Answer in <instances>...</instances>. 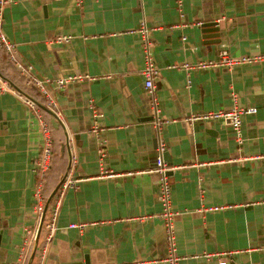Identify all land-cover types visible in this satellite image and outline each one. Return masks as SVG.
I'll return each mask as SVG.
<instances>
[{
	"label": "crops",
	"instance_id": "crops-1",
	"mask_svg": "<svg viewBox=\"0 0 264 264\" xmlns=\"http://www.w3.org/2000/svg\"><path fill=\"white\" fill-rule=\"evenodd\" d=\"M214 22L218 32L204 27ZM141 26L169 120L159 134L141 75L143 38L131 32ZM0 34L29 75L51 80L59 110L58 119L38 100L36 110L26 104L12 81L21 73L0 43V264H168L159 176L151 172L159 142L171 168L179 264H264V62L188 74L171 67L222 52L263 54L264 0H12ZM75 75L56 88V79ZM236 106L256 109L242 116L241 144L223 120L187 119ZM41 122L52 143L39 178ZM68 173L79 181L60 196ZM37 189L46 214L60 196L47 243ZM212 206L223 209L204 210ZM36 230L38 247H26L27 232Z\"/></svg>",
	"mask_w": 264,
	"mask_h": 264
},
{
	"label": "built area",
	"instance_id": "built-area-1",
	"mask_svg": "<svg viewBox=\"0 0 264 264\" xmlns=\"http://www.w3.org/2000/svg\"><path fill=\"white\" fill-rule=\"evenodd\" d=\"M11 1L12 0H0V24L3 14V9ZM76 1L79 2L80 0H76ZM131 32H138L139 34H141L143 38L142 48H143L145 63H144V68L141 71V75L144 78V89L149 99V108L152 116V126L159 134V131L162 129L164 125H166L169 122V120H166L161 116V108L155 93V86L153 80L157 74V68L150 54V42L147 41L145 38L146 29L144 26H141L137 30H132ZM70 38L71 36H56L54 40L56 42H68ZM0 43L7 58L16 67V69L26 78V84L33 86L40 93V95L46 101L45 107L56 118L59 119V110L57 107V103L47 88L51 80L48 78L45 79L35 78L29 75L27 73L26 67L19 61L16 55L15 46L10 41H8L2 34H0ZM263 62H264V53L251 55V56L230 57L226 52H222L220 53L219 58H217L216 60L199 61L193 64L179 63V64H174L171 67L185 70L188 74V71L190 70H200L209 67H222V68L230 69L234 66L255 65ZM80 77L81 76L75 75V76H68L67 78H58L54 81V84L56 88L63 89L66 87L67 84L77 79H80ZM21 97L24 98L26 104H28L31 108L36 110L37 105L33 99L25 95H21ZM234 99H236L235 96ZM255 111L256 109L253 107L239 108L236 106L230 110L210 111L201 114V116H194L187 119L190 121H210V120H218V119L223 120L232 127V129L235 131L237 135L238 143L241 144L242 116L245 114H252ZM41 131L43 136L42 147L40 149V153L35 164L36 167L35 172L38 173L39 178L43 176L44 172L48 168L50 155H51V143H52L49 128L44 122H41ZM93 131L97 133L98 130L95 127ZM157 149H158V153L155 158V166L151 172L157 173V175L159 176V200L162 204V211L160 212L159 216L164 221L165 234H166L165 238L168 245V257L166 258V262H168V264H179L181 257L177 255L176 252V247L174 243V239H175L174 226H173V220L176 215V212L172 208V200H171L172 185L168 175V172L170 171L171 168H168L163 158V154L165 151V144L163 142H159ZM104 176L112 177L114 176V174L112 172L108 173L105 171ZM78 181L79 180L73 174L68 173V175L63 179V181L59 186V188H61L60 196L65 188L69 186H74V184ZM60 196L54 197L52 207L46 214L45 200L42 197L39 189H37L36 191L37 203L35 205V212L38 215V219L42 221V225L44 223L43 228H45L46 230L44 239L46 243L51 240L56 230V220L60 207ZM221 209H223V206H212V207L204 208V210L207 211H217ZM76 226L78 225L74 223L69 225V227L71 228H74ZM27 233L28 234L24 239V245L26 247L27 246L38 247L39 238H40L39 231L36 230ZM232 253L233 252H228L227 254H232ZM42 257L43 254L41 255V259ZM219 264H226V262L222 261Z\"/></svg>",
	"mask_w": 264,
	"mask_h": 264
},
{
	"label": "trees",
	"instance_id": "trees-1",
	"mask_svg": "<svg viewBox=\"0 0 264 264\" xmlns=\"http://www.w3.org/2000/svg\"><path fill=\"white\" fill-rule=\"evenodd\" d=\"M8 59V58H7ZM8 61L10 62V60L8 59ZM15 74L18 76L20 74L17 73V71L15 72ZM23 75L21 74L20 76H18V78L14 77L12 79V81L17 85V87L21 90L22 93H24L26 96L30 97L31 99H35L36 101L38 100V102L41 105H46V101L45 99L40 95V93L33 87V86H25L23 83L21 84L19 82V80L22 82V77ZM25 78V77H24ZM24 82V79H23ZM28 94V95H27ZM46 199V197H45ZM42 245V242H41ZM37 254V252H36Z\"/></svg>",
	"mask_w": 264,
	"mask_h": 264
},
{
	"label": "water",
	"instance_id": "water-1",
	"mask_svg": "<svg viewBox=\"0 0 264 264\" xmlns=\"http://www.w3.org/2000/svg\"><path fill=\"white\" fill-rule=\"evenodd\" d=\"M208 26H209V27H212V28H216L215 31H217V32L219 31V26H218V24L215 23V22H214V23H211V24H208L207 26H204V27H208ZM1 119H2V118H1V116H0V128H4V122H2ZM57 188H58V187H57ZM57 188H56V189H57ZM55 191H56V190H55ZM55 191L52 193V196L55 194ZM52 196H50V198H51ZM50 198H49V199H50ZM0 234H1V227H0Z\"/></svg>",
	"mask_w": 264,
	"mask_h": 264
}]
</instances>
